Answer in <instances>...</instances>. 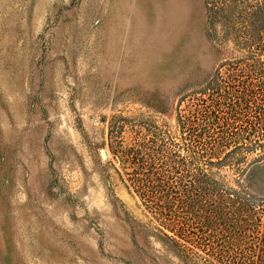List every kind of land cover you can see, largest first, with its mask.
Listing matches in <instances>:
<instances>
[{
    "label": "rangeland",
    "instance_id": "rangeland-1",
    "mask_svg": "<svg viewBox=\"0 0 264 264\" xmlns=\"http://www.w3.org/2000/svg\"><path fill=\"white\" fill-rule=\"evenodd\" d=\"M216 50L202 0H0V264H236L219 248L249 253L253 234L220 212L187 207L168 222L180 197L158 180L136 186L151 165L160 172V149L186 184L190 125L204 137L212 122ZM144 141L152 160L121 154ZM237 142L210 144L212 159ZM212 171L235 187L227 167Z\"/></svg>",
    "mask_w": 264,
    "mask_h": 264
},
{
    "label": "trees",
    "instance_id": "trees-1",
    "mask_svg": "<svg viewBox=\"0 0 264 264\" xmlns=\"http://www.w3.org/2000/svg\"><path fill=\"white\" fill-rule=\"evenodd\" d=\"M202 4L206 35L220 57L218 69L208 82V89L213 94L208 105L212 122L205 128L204 137L193 130V124L190 125L188 180L183 189L179 191L168 174L172 162H167L171 154L166 149H160L158 153L160 172L151 165L152 173L145 179H137L136 186L149 189L152 182L158 180L173 195L180 197L177 210L170 207L164 215L168 222L187 207H206L209 216L214 214L213 211L220 212L225 217L223 221L231 220L229 224H223L226 228L234 225L239 234L245 235L247 231L253 234L257 243L249 249V253L255 254H251V264L254 259H260V264H264V0H202ZM210 124L218 129L221 126L225 131L217 133L214 128H209ZM229 138L240 142L213 160L209 145ZM147 144V141L135 143L120 152L132 161L152 160L154 156L149 152L153 150L146 148ZM222 167H227L233 174L234 188L224 187L213 179L212 169ZM243 207L249 211V217ZM186 219L189 220V216ZM181 230L188 240L203 241L201 236ZM243 248L225 245L219 248L218 254L223 259H240L236 264H248L243 259H248L249 253Z\"/></svg>",
    "mask_w": 264,
    "mask_h": 264
},
{
    "label": "water",
    "instance_id": "water-1",
    "mask_svg": "<svg viewBox=\"0 0 264 264\" xmlns=\"http://www.w3.org/2000/svg\"><path fill=\"white\" fill-rule=\"evenodd\" d=\"M100 154H101L102 157H105V154H104L103 151H101Z\"/></svg>",
    "mask_w": 264,
    "mask_h": 264
}]
</instances>
